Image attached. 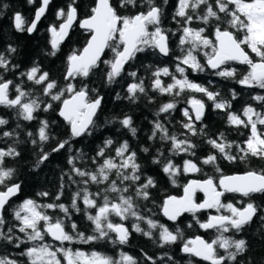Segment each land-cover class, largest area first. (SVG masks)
Here are the masks:
<instances>
[{
  "label": "snow or ice",
  "instance_id": "obj_1",
  "mask_svg": "<svg viewBox=\"0 0 264 264\" xmlns=\"http://www.w3.org/2000/svg\"><path fill=\"white\" fill-rule=\"evenodd\" d=\"M35 0H28L32 4ZM51 0H42L41 6L36 10L34 19L26 25L25 19L20 13L14 15V27L17 32L32 34L44 16ZM169 0H163L167 5ZM5 8L7 5L4 6ZM135 8L132 14H124L121 9ZM164 9L155 0H94V6L85 18L79 20V28L88 34V39L81 50L73 51L67 56L62 79L65 82L60 87L55 79L50 77L48 71H42L39 64H34L27 71L19 73L20 78L31 82L33 86H39L40 96H33L32 92L25 91L20 83L5 78L0 74V106L16 109L17 116L24 121L37 119L35 113L53 111L68 127L70 139L54 136L50 131L51 121L44 119L39 121L37 132L38 139H31L33 146L39 147L34 163L39 168L50 160L54 154L62 151H70L71 141L81 137L92 135L98 127V113L101 110L103 96L90 95L94 89H89L84 83L101 64L106 66L104 79L108 85L118 83L127 75L131 78L127 84L124 97L117 94V99H128L135 103L141 94L147 96L144 80L138 78V71H128L126 65L131 67L132 61L139 54L151 51L160 56L168 57L171 54L170 37L176 35L171 29L163 26ZM57 20L61 23L51 25V51L47 55L55 57L60 50V45L69 37L70 30L78 20V8L76 0H71L66 9L61 8L56 12ZM172 20L179 25L180 35L178 47L181 55L177 56L176 72L180 78L173 75L168 67L156 68L151 72V88L161 95L180 96L185 91L204 94L213 107L226 113L227 123L237 129L249 130L248 137L243 145L239 146L241 155L237 157L229 150L232 144L223 138H209L206 143L215 149L217 155H207L201 163L212 165L219 172L217 160L222 158L228 162L248 161L256 158L264 161V111H258L255 107L247 105L242 112L237 114L231 111L233 105L230 101L217 99L218 92L209 91L203 85L195 83L185 75L186 69L192 72H203L205 68L214 71L215 75L236 79L242 87L264 90V0H176ZM194 21L201 26L192 27ZM211 28V36L205 35ZM238 33H242L239 36ZM248 49V51H246ZM106 50L113 53L111 60H102ZM210 50V51H209ZM17 49L9 44L7 53H15ZM203 51L206 64L201 63L197 53ZM250 53L255 54L258 60H254ZM230 62L246 65L245 74L237 78V69L228 67ZM19 65L3 53H0V73L13 72ZM161 77H170L172 82L165 84ZM79 82V83H77ZM14 90V96L11 95ZM47 97V100L42 99ZM232 100L236 99V93L232 92ZM261 108H264V95L252 97ZM151 102V98H149ZM56 102V103H53ZM189 108L183 110L186 121L182 128L185 134L191 136L206 135L203 128L197 129L196 122L203 120L205 103L196 98L188 101ZM177 104L172 102L162 103L157 115L167 114L175 110ZM109 123L116 122L114 118ZM7 120L0 118V126L6 125ZM119 125L127 129L133 137L137 135V128L133 126V119L124 115L118 119ZM206 127V126H205ZM3 137H12L13 133L4 131ZM29 137L33 133H28ZM159 140L169 146L168 153L157 148L153 164L160 165V171L174 185H178L177 177L181 174L200 172L202 169L191 159L183 161L182 166L176 165L171 156L187 154L195 156L197 145L190 139H180L169 133L168 128L159 120L153 122L150 140ZM113 139L104 140L103 145L95 150V156L87 157L93 165L89 171L85 167L78 166L77 160H85L82 152L67 158L69 171L63 173L61 181L66 176L71 184L77 185V190L71 193L70 207L65 203L38 204L35 200L25 199L13 212L14 224L8 225L5 217L6 207H11L10 201L21 191V183L13 180L15 169L5 166L6 158L13 160L21 156L16 147L0 148V247L7 249L11 245L14 249H20L18 256L26 257L27 264H138L137 260L124 252L119 253V258L114 259L97 251L90 254L82 251H73L70 248L53 247L45 243L46 237H51L60 245L65 242L90 243L107 240L113 244L125 245L129 241L130 233L123 224L114 223L111 217H119L120 220L134 218L138 222L147 224L148 230L140 227V223L133 224V230L157 243L158 247L173 245L183 239L179 228L175 231L168 226L159 223L141 214L137 201H148L151 198V189L157 188L152 176L142 180L141 164L138 162V153L131 149L128 140H124L114 147ZM50 145L46 150L45 146ZM114 152V155L109 152ZM141 152L147 154L149 148L143 147ZM163 158V159H161ZM78 177L79 179H76ZM95 185V190H90ZM66 188L65 183L59 185V191L54 197L60 201ZM222 189V190H218ZM204 193L203 202L196 201L197 192ZM225 193H235L243 197H251L255 194L264 195V171H247L243 175L223 176L217 185L209 177L204 180H191L183 186V195L168 196L160 205L162 214L168 221L175 223L184 213H190L196 224L201 229L215 230L220 233L216 239L208 242L197 236L195 239L183 243L181 251L189 256L198 257L208 264H240L238 257L244 256L250 250L248 240L244 238L233 239L224 234L233 232L241 233L246 226L252 224L256 217L264 222V209L254 202H248L243 208H238L232 203H223L221 197ZM48 197L47 191L37 194ZM82 202L83 208L78 206ZM46 209L59 210L64 218L71 221L72 211L83 212L86 219L91 222L93 235H85L78 230L75 222L70 223L71 232L66 230L64 219H53ZM215 209L218 215H211L205 221L197 217L202 210ZM92 210H95L94 214ZM227 213V214H224ZM191 227V225H189ZM23 235V239L15 233ZM73 233L75 235H73ZM115 234L113 237L111 234ZM154 233L157 235L154 236ZM264 239V237H262ZM31 245L22 248V245ZM218 249H223L220 255ZM63 258V262L61 257ZM146 261L156 264V261L144 254ZM163 260V257L160 258ZM171 260V257H168ZM0 264H21V261L5 251L0 254ZM245 264H251L246 260Z\"/></svg>",
  "mask_w": 264,
  "mask_h": 264
},
{
  "label": "trees",
  "instance_id": "obj_2",
  "mask_svg": "<svg viewBox=\"0 0 264 264\" xmlns=\"http://www.w3.org/2000/svg\"><path fill=\"white\" fill-rule=\"evenodd\" d=\"M71 2V0L69 1ZM94 5V0H76V5L78 8V13L80 11H86L83 3ZM115 3V0H113ZM157 4H160L164 9L163 26L165 29H171L176 35L170 37L171 42V54L164 58L159 54L152 53L151 51L139 54L137 59L130 62L131 67L126 65L128 71H138V78L144 80V86L147 92V96L141 94L139 99L133 103L128 99H117V94L121 97L126 95L125 89L128 83L132 82L130 77L124 75L118 83L108 85L104 79V73L106 71V66L101 64L99 69H96L94 74L91 75L84 83L88 84L89 89H94L90 95H100L104 99L102 101L101 110L98 113L97 124L98 127L94 129L92 135L87 137H81L77 140H72V148L70 151H62L61 153L54 154L50 157V160L39 168L34 167L36 160V154L39 152V147L33 146L31 139H38L37 132L39 128V121L47 119L51 121L50 131L54 136L64 139H70L68 135L67 125L61 121L58 114L53 111L49 112H37L36 120L31 122L24 121L17 116L16 109L7 108L0 106V118L8 121L6 125L0 126V148L7 149L8 147H16L18 151L21 152V156L15 160L11 158H6L5 166L8 168L15 169V174L12 181L9 183L19 182L21 183V191L19 196L10 202L11 207H6L5 217L8 221L7 226H11L15 223L13 220L14 209L22 203L25 199H33L38 204L47 203H59L63 202L66 206L70 207L71 203V193L77 190V185L71 184L68 178L65 176L64 180L61 181V176L63 173L68 172L70 166L67 164V158L69 156L76 155V153L82 152L85 155V160H77L78 166L85 167L87 170H93V165L88 161L87 157L95 156V150L103 145L104 140L113 139L114 147L118 146L124 140H128L131 149L138 153V162L141 164V171L143 173L142 180L146 179L147 176H152V178L157 183V188L151 189V198L148 201L139 200L138 210L142 215L151 218L159 223H163L170 228V230L175 231L179 228L183 234V239L178 240L176 244L166 245L164 248L158 247L157 243H153L147 237L143 236L141 233H137L133 230L134 223H140L145 231L148 230L147 224L143 222H138L134 218H129L128 220H120L119 217H111L114 223L123 224L125 228L128 229L130 233L129 241L125 245L113 244L107 240H100L90 243H68L65 242L63 245L52 244L55 247H65L70 248L73 251H82L85 253H91L92 251L100 252L103 255L111 256L114 259L119 258V253L124 252L128 255L133 256L138 264H150L146 261L144 254L147 253L151 256L156 264H208L203 261L195 259L193 256H189L181 251L183 243L187 240L193 239L197 236L203 237L206 241L211 242L220 235L215 230L210 232H202L199 225L196 224L195 219L191 214H186L182 219L178 220L175 224H170L166 222L161 214L160 205L168 196L180 197L182 194L183 186L191 179L194 180H204L211 177L217 184V181L223 176H229L234 174H242L247 171H264V161H260L256 158H251L248 161H240L237 159L236 162H228L222 158L217 160V165L220 171L217 172L215 167L212 165H204L201 161L210 154L219 156V153L212 149L210 145L206 143L209 138L219 139L221 133H223V138L231 143L233 146L229 150L233 155L239 157L241 153L239 152V146L243 145L244 140L249 135L248 129H237L235 127L229 126L226 119V113L221 110H217L213 107L212 101H209L207 97L202 93H194L191 91H185L180 96L173 97L170 95H161L154 92L151 88L152 76L151 72L156 68L168 67L170 72L180 78V74L176 72V64L178 63L176 57L181 55V49L178 45V38L180 35L179 25H177L172 20V14L175 10L176 0H169L167 5H163V0H155ZM0 3L10 5L8 13L14 10L21 9L24 5L23 0H0ZM124 14H132L136 11L135 8H129L127 11L124 9L120 10ZM86 15H78V19L81 20L85 18ZM12 17L13 15H0V53L5 54L13 64L19 65V68L13 72H3L5 78L11 79L14 83H20L25 91L32 92L33 96H40L39 86H33L31 82H27L26 79H22L19 73L22 71H27L34 64H39L42 71H48L50 77L55 79L60 87L64 86V81L62 75L65 69V62L68 55L73 51L81 50L88 39V34L75 29L71 32L69 39L65 44L60 46V50L57 52L55 57L47 55L51 51L50 36L47 32L36 31L32 36H28L26 31L21 34L17 32L12 27ZM53 15H46L44 21L40 23L39 30H44L43 25H45L49 20H52ZM53 25L61 23H56L52 21ZM201 26L198 21H194L192 27ZM211 28H208L205 35L211 36ZM242 36V33H238ZM11 44L17 49L15 53H7L6 48ZM210 51V50H209ZM246 51H248L246 49ZM254 60H258L255 55L250 54ZM198 59L201 63L206 64V57L203 51L197 53ZM113 53L110 50H106L102 60H111ZM228 67H233L237 69V78L242 76L247 71L246 65H239L236 63H229ZM185 75L187 78L195 83L203 85L209 91L218 92L220 96L217 99L228 100L232 103L233 107L231 111L240 114L243 107L251 105L255 107L258 111H264V108L252 99L255 95H264V90L261 89H249L242 87L236 82V79H226L215 75L214 72L210 71L209 68H205L203 72H192L191 69H186ZM163 83H171L170 77H161ZM79 83V82H77ZM236 93V99L232 100V92ZM14 90L11 95L14 96ZM151 98V102L149 101ZM192 98L200 99L205 103V114L203 120L196 122L197 129L203 128L206 135L201 136H191L190 134H185L182 128L183 122L186 118L183 116V110L189 108L188 101ZM42 99L47 100V97H42ZM175 101L177 107L175 110L167 114L157 115L159 107L162 103ZM56 103V102H53ZM124 115H129L133 119V126L137 128V135L133 137L131 133L122 128L118 119L122 118ZM116 119V122L109 123ZM159 120L168 128L169 133L176 135L180 139L188 138L193 143L197 145L195 148V156H189L187 154L171 156L169 154V159L173 161L176 165L182 166L183 161L191 159L198 164L202 169L197 173H190L187 175L181 174L177 177L178 185H172L164 174L160 171V165L153 164L151 161L156 156L157 148L168 153L169 146L162 143L157 137L156 140H150L153 122ZM206 126V127H205ZM264 129V126H261ZM4 131H9L13 133L12 137H3L2 133ZM33 133L32 137L28 136V133ZM46 150L50 145L45 146ZM149 148L147 154L140 151L141 148ZM114 155V152H111ZM163 159V158H161ZM76 179H79L76 177ZM65 183L66 188L64 190V195L61 196L60 201H55L54 197L60 190L59 185ZM95 185L91 186L90 190H95ZM47 191L49 193L48 197H41L37 194L40 192ZM202 198L200 195H196V201L201 202ZM254 202L259 205L261 209H264V195L256 194L251 197H239L237 195H224L223 203H232L238 208H243L246 203ZM78 206L83 208L82 202L78 201ZM48 215L52 216L53 219H64L66 230L71 232L70 223L75 222L78 226V230L85 233V235H93L91 222H89L84 216L83 212L76 213L72 211L71 221L64 218V214L57 210L46 209ZM93 214L95 210H92ZM211 214L218 215L216 210H213ZM227 214V213H224ZM264 214V213H262ZM209 213H197V217L201 221H205ZM191 225V227H189ZM15 235L21 236L20 233H15ZM73 235H75L73 233ZM115 237V234H111ZM157 233H154V236ZM226 237L238 239L244 238L248 240L250 245V250L244 254L242 257H238L240 264H245L246 260H250L251 264H264V222L261 221L260 217H256L252 224L246 226L245 229L239 233L234 234L233 232L225 233ZM46 237L47 243L49 240ZM31 246L22 245V248ZM7 251L9 254L13 255L15 258L21 261V264H26L25 257H19L18 253L20 249H14L11 245L7 246V249L0 247V254H4ZM218 253L223 255V249H218ZM163 257V260L160 258ZM171 257V260L168 259ZM227 264V262H226Z\"/></svg>",
  "mask_w": 264,
  "mask_h": 264
},
{
  "label": "flooded vegetation",
  "instance_id": "obj_3",
  "mask_svg": "<svg viewBox=\"0 0 264 264\" xmlns=\"http://www.w3.org/2000/svg\"><path fill=\"white\" fill-rule=\"evenodd\" d=\"M70 0H51V3L48 5V8H47V10H46V12H45V14H44V16H43V18L41 19V21H40V23L42 22V21H44L45 20V18H46V15H53V18H52V20H49L45 25H43V27H44V30H39V26H40V23L37 25V29L35 30V33H36V31H44V32H47L48 34H49V36H50V38H51V34H50V32H49V27L51 26V25H53V22L52 21H55L56 20V23H59L60 22V20H57V18H56V12H57V10L58 9H61V8H64V9H66V7H67V5L70 3L69 2ZM23 3H24V5H23V7L21 8V9H18V10H14V11H12L11 13H8V10H9V8H10V5H8L7 4V7L5 8L4 6L6 5V4H4V3H0V15H13V17H12V27L15 29V27H14V15L16 14V13H20L21 15H22V17L25 19V21H26V25L25 26H27V24H30L31 23V21L34 19V15H35V12H36V10L41 6V0H35V2L34 3H32V4H30V3H28V0H23ZM83 6H84V8L86 9V11H80L79 13H78V15H87L90 11H89V7L91 6V5H88V2L86 3V4H84L83 3ZM94 6V5H93ZM78 22H79V19H78ZM59 25V24H58ZM75 29H78V30H80L79 28H78V23L77 24H75V26L73 27V29H72V31L71 32H73ZM81 31V30H80ZM83 32V31H82ZM22 33H24V32H21V34ZM27 33V32H26ZM34 33V34H35ZM70 35H71V33H70ZM70 37V36H69ZM61 46V45H60ZM248 50V49H247ZM250 54H253V53H250ZM254 55V54H253ZM23 202V201H22ZM48 240H49V242H51V240L49 239V238H47ZM45 243H47V241L45 240ZM48 244H50V245H52L53 243L51 242V243H48ZM55 244V243H54ZM61 258V260H62V262H63V258H62V256L60 257ZM25 262H26V264H27V258L25 257Z\"/></svg>",
  "mask_w": 264,
  "mask_h": 264
},
{
  "label": "water",
  "instance_id": "obj_4",
  "mask_svg": "<svg viewBox=\"0 0 264 264\" xmlns=\"http://www.w3.org/2000/svg\"><path fill=\"white\" fill-rule=\"evenodd\" d=\"M41 3H42V0H41ZM34 16H35V15H34ZM42 18H43V17H42ZM42 18H41V19H42ZM40 21H41V20H40ZM39 23H40V22H39ZM39 23H38V24H39ZM77 23H78V28H79V22H78V20H77V22H76L75 24H77ZM75 24L73 25V27L75 26ZM73 27H72V29H73ZM72 29L70 30V33H71ZM79 29H80V28H79ZM80 30H81V31H84L83 29H80ZM84 32H85V31H84ZM34 33H35V31H34L32 34H28V33H27V35H28V36H32ZM70 33H69V36H70ZM68 39H69V37H68L67 39H65V41H64L61 45L65 44V42H66ZM103 56H104V55H103ZM103 56H102V58H103ZM161 57H164V56H161ZM164 58H166V57H164ZM230 63H234V62H230ZM125 67H126V66H125ZM209 70L212 71V72H214V71L211 70V69H209ZM58 117H59V116H58ZM59 119H60L61 121H63L62 118L59 117ZM63 122H64V121H63ZM243 174H244V173H242V174H234V175H243ZM229 176H233V175H229ZM221 178H222V177H221ZM221 178H220V179H221ZM220 179H219V180H220ZM191 180H194V179H191ZM191 180H189V181H191ZM219 180L217 181V185L219 184ZM189 181H188V182H189ZM188 182H187V183H188ZM187 183H186V184H187ZM218 190H222V189H218ZM182 195H183V190H182V194H181V196H182ZM196 195H200L201 198H202L201 202H203V200H204V198H205V197H204V193L198 191V192L196 193ZM225 195H237V196H239V197H243V196H241V195H239V194H235V193H225ZM255 195H256V194H255ZM18 196H19V194L16 195L15 197H13L12 200L16 199ZM222 199H223V196L221 197V200H222ZM12 200H11V201H12ZM11 201H10V202H11ZM213 210H215V209L202 210V211H200L199 213H211ZM161 214H162V210H161ZM186 214H190V213H184V214H182V215L177 219L176 222H178V220L182 219ZM211 215H214V214H209L208 217L211 216ZM162 216H163V214H162ZM208 217H207V218H208ZM163 218H164V220H165L166 222H168V223H170V224H175V223H176V222L173 223L172 221H168L167 218L164 217V216H163ZM206 220H207V219H206ZM200 229H201V228H200ZM201 231H202V232H210V231H212V230H207V231H205L204 229H201ZM199 237H200V236H199ZM48 238H49L52 242L57 243V244H60V243L57 242V241H53V240L51 239V237H48ZM195 238H196V237H195ZM195 238H193V239H195ZM201 238L204 239L203 237H201ZM204 240H205V239H204ZM194 258L197 259V260H199V261H203V262L208 263L207 261H204V260H202V259H200V258H198V257H194Z\"/></svg>",
  "mask_w": 264,
  "mask_h": 264
},
{
  "label": "rangeland",
  "instance_id": "obj_5",
  "mask_svg": "<svg viewBox=\"0 0 264 264\" xmlns=\"http://www.w3.org/2000/svg\"><path fill=\"white\" fill-rule=\"evenodd\" d=\"M255 55V54H254Z\"/></svg>",
  "mask_w": 264,
  "mask_h": 264
}]
</instances>
